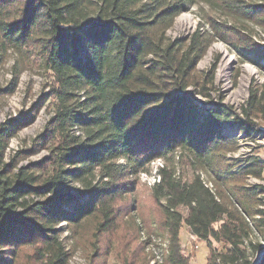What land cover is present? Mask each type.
Returning <instances> with one entry per match:
<instances>
[{
	"label": "trees",
	"instance_id": "obj_1",
	"mask_svg": "<svg viewBox=\"0 0 264 264\" xmlns=\"http://www.w3.org/2000/svg\"><path fill=\"white\" fill-rule=\"evenodd\" d=\"M193 8L201 11L195 31L167 38L173 20ZM249 25L264 34V0H0V55L31 47L51 79L43 100L49 118L29 145L8 154L33 106L0 121V264L25 247L47 264H67L55 227L67 222L80 235L92 224L94 238L114 229V202L134 192L138 174L157 159L165 164L150 193L168 235L166 264H187L183 225L198 240L229 246L209 249L206 264H252L264 209H255L258 188L243 181L264 168L226 162L236 140L223 130L230 124L253 134V120L264 116V84L250 88L243 122L223 105L199 110L187 90L206 96L215 65L204 75L196 67L216 41L264 73V44L252 40ZM16 76L0 88V101ZM41 148L44 160L22 164ZM74 183L83 195L69 193Z\"/></svg>",
	"mask_w": 264,
	"mask_h": 264
},
{
	"label": "rangeland",
	"instance_id": "obj_2",
	"mask_svg": "<svg viewBox=\"0 0 264 264\" xmlns=\"http://www.w3.org/2000/svg\"><path fill=\"white\" fill-rule=\"evenodd\" d=\"M200 14L201 11L193 8L179 15L173 20V26L166 32V37L169 39L188 37L201 23ZM183 17L187 20L182 21ZM249 26L252 40L264 44V34L253 25ZM202 28L208 29L204 23ZM229 45L225 42H214L204 57L198 61L196 69L201 75L210 72L215 65L213 83L207 85L208 89L204 91L206 96L198 92L200 88L197 90L191 86L187 90L199 110L208 106L213 108V104L223 105L231 115L243 122L245 117L242 109L248 100L250 88L261 87L264 84V73L252 64L238 60L234 55V49ZM214 46L222 47L227 53L223 55ZM26 51L27 54L24 52L21 56L15 50L8 49L5 55H0V88L7 87L17 75L13 92L0 101V121L10 117L18 119L32 106L36 110L31 123L10 141L8 154L24 145H29L30 141L41 132L50 115L47 102L43 101L51 83L50 74L33 48L29 47ZM229 58L231 65L223 76L220 73V66ZM253 123L254 132L250 135L236 125L225 126L223 134L233 136L236 140V150L224 154L226 162L236 161L242 166L250 162L255 164L259 162L264 168V116L253 120ZM73 132L76 136H82L81 131L76 128ZM48 154V149H38L22 164L39 163ZM151 167L148 165L146 171L152 170ZM136 180L134 192L124 194L114 202L116 226L109 232L94 238L92 224H87L80 231V235L77 231H73L67 222H60L55 227L58 230L60 243L69 254L67 264H166L169 242L167 233L161 227V211L151 199V187L141 182L139 174ZM243 182L245 188H258L257 199L263 202L264 194L259 193L264 192V170L260 178L247 175ZM79 187L78 183H74L67 190L69 193L72 191L73 195L80 196L79 194L83 195L84 191L81 192ZM261 202L257 203L255 209H264V206H261L263 204H259ZM178 240L187 264H206L209 249L219 253L229 247L223 242L198 240L189 234L184 225ZM252 241L253 244H259L260 248L264 247V239L258 238L255 234ZM258 253L259 251L253 255V259L251 258L253 263ZM45 259L47 258H40L35 247H25L15 260L11 256H6L5 264H47Z\"/></svg>",
	"mask_w": 264,
	"mask_h": 264
},
{
	"label": "bare ground",
	"instance_id": "obj_3",
	"mask_svg": "<svg viewBox=\"0 0 264 264\" xmlns=\"http://www.w3.org/2000/svg\"><path fill=\"white\" fill-rule=\"evenodd\" d=\"M182 21H186L187 19L185 17H183V19H181ZM216 48V50H219L221 53L226 54L227 52L220 46H214ZM231 65V59H226L224 60V62L221 64L220 66V73H222L221 75H225L226 72L228 71V69L230 68ZM236 154V153H235ZM150 166H152V170H150L149 172H142L139 174V179L141 180V182H143L144 184H146L149 187L154 186L155 184H158L160 182V174L159 171L160 169L162 170L163 166H164V162L162 161V159H157L155 161H153Z\"/></svg>",
	"mask_w": 264,
	"mask_h": 264
},
{
	"label": "water",
	"instance_id": "obj_4",
	"mask_svg": "<svg viewBox=\"0 0 264 264\" xmlns=\"http://www.w3.org/2000/svg\"><path fill=\"white\" fill-rule=\"evenodd\" d=\"M263 254H264V247H262V249H261V250L259 251V253L257 254L256 259H255V261H254L253 264H257V263L259 262V260H260V258L262 257Z\"/></svg>",
	"mask_w": 264,
	"mask_h": 264
}]
</instances>
